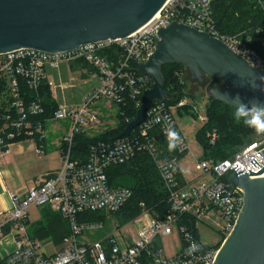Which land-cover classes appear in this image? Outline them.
Returning a JSON list of instances; mask_svg holds the SVG:
<instances>
[{
	"label": "built area",
	"instance_id": "2783aa9c",
	"mask_svg": "<svg viewBox=\"0 0 264 264\" xmlns=\"http://www.w3.org/2000/svg\"><path fill=\"white\" fill-rule=\"evenodd\" d=\"M214 1L167 0L150 21L124 38L97 41L53 53L24 47L0 54V84L6 90V96L0 103L6 104L0 110V157L9 151L12 142L31 138L37 144V153H45L44 127L47 119L44 121L42 116L46 108L38 94L46 80V68L83 61L96 69L100 76V85L85 98L81 107H59L51 118H70L72 121L71 132L62 141L66 146L61 149V168L50 172L41 184L30 187L24 196L14 191L10 194L12 206L0 221V241L11 235L15 247L4 257L2 264H209L215 260L216 253L211 249L204 256L196 252L191 241L193 234L189 227L179 224L180 218L190 214L199 217L218 211L227 219L224 230H232L243 206L244 191L234 187L230 177L236 172V165L240 167L238 172L260 170L261 167H254L251 160L255 158L259 164H264V133L228 159L216 162L201 159L195 168L208 175L210 180L199 185L186 182L181 180L178 168L182 156L189 151V143L177 123L173 106L162 100L156 101L146 111L145 120L128 136L92 144L85 161L72 157L75 135L83 133V127L88 123L96 125L99 121V113L91 107L94 102L106 99L114 103L119 111L130 101L137 110L141 106L145 100L144 92L151 89L154 82L151 76L139 73L138 67L154 54L161 40L159 31L173 22L184 23L221 39L251 65L264 70V59L250 48L249 38L224 36L219 32L213 16ZM258 1L264 8V0ZM21 81L34 91L36 97L30 98L24 92ZM186 103L185 99L175 107ZM170 131L176 133L174 139L169 138ZM155 133L161 135L170 156L165 155ZM209 137L214 144L217 131L210 133ZM170 144L175 147L170 149ZM143 152L152 157L159 171L168 192L170 210L165 217H156L142 204L144 212L129 223L137 228L136 237L129 238L124 233L123 237L130 241H124L123 246L115 237L109 238V244L103 241L86 242L84 233L99 230L102 222L84 221L80 216L88 211L115 214L133 193L131 188L112 187L106 169L128 163ZM263 176L264 172L250 175L253 179ZM219 190L220 196L227 198H219ZM45 205H50L64 216L70 230L63 238V246L50 255L42 251L43 245L31 237L27 226L29 208ZM174 224L180 229L184 248L173 257H167L163 247L154 241L161 236L172 235Z\"/></svg>",
	"mask_w": 264,
	"mask_h": 264
},
{
	"label": "water",
	"instance_id": "95a60500",
	"mask_svg": "<svg viewBox=\"0 0 264 264\" xmlns=\"http://www.w3.org/2000/svg\"><path fill=\"white\" fill-rule=\"evenodd\" d=\"M166 1L0 0V54L24 47L53 53L124 38L150 21ZM159 36L154 54L138 67L139 73L151 76L154 85L144 92L145 100L136 117L127 121L118 138L139 127L156 101L170 99L163 65L171 63L185 65L190 79L205 86L206 93L215 100L234 106L231 98L239 95L245 103H264V70L251 65L221 39L177 22L161 29ZM206 78L223 83L206 84ZM251 163L260 170L238 172L240 167H234L230 182L243 189V206L209 264H264V176L250 177L263 173L264 164L255 158ZM218 194L219 198H227L220 196V190ZM191 241L199 255L208 252L206 244L194 235Z\"/></svg>",
	"mask_w": 264,
	"mask_h": 264
},
{
	"label": "trees",
	"instance_id": "16d2710c",
	"mask_svg": "<svg viewBox=\"0 0 264 264\" xmlns=\"http://www.w3.org/2000/svg\"><path fill=\"white\" fill-rule=\"evenodd\" d=\"M212 8L217 29L222 35L242 36L244 39L249 38L248 45L250 48L257 51L264 59V8L259 4L258 0H215L212 4ZM175 65H180L182 68L169 69V67H174ZM163 71L167 82L166 89H168L169 96H171L165 103L169 106L173 103L177 105L186 99L183 96L185 91L183 90L184 85L182 86L183 82L180 81L179 76L181 74L185 75L189 71L185 65L180 63L163 65ZM208 79L206 78L204 80L205 83H212V81ZM21 85L23 86L24 92H26L30 98L36 97L34 91L30 89L24 81H21ZM217 85L222 84L217 83ZM41 86L38 95L46 108L45 114L42 116V119L45 121L46 119L53 118L55 115L54 112L59 106L56 101L52 99L49 85L46 80H44ZM0 94L4 95V97L6 96V90L2 84H0ZM5 106L6 104H1L0 110ZM120 109V111L118 110V124L115 128L99 132V134L94 136H90L86 132L75 135L73 140L74 147L72 150V157L74 159L85 161L92 144L97 143L99 140H113L117 138L126 128L125 125L127 121L134 119L137 115V109L131 101L128 102L127 106H121ZM205 110L207 111V117L204 120V126L197 133V139L202 143V153H204L201 159L213 160L215 162L228 159L236 151L243 148L244 145L257 138L260 134L244 126L242 123H238L233 118L235 107L230 104L227 105L211 97V102L206 105ZM122 111L125 112L124 115L121 114ZM176 111L180 116L188 114L197 115L196 110L190 102L179 107ZM215 130L217 131L218 137L213 144L209 134ZM155 135L161 148L165 150V155L170 156L171 154L167 151V145L161 138V135L159 133H155ZM65 146L66 144H64L62 148ZM106 171L109 184L112 187L131 188L133 192L130 200L119 211L115 212L119 215L118 219L121 224L130 223V221L140 216L144 210L141 205L142 203H145V207L156 217H165L170 210L167 189L162 182L152 157L148 153H140L137 157L128 161V163L114 165L107 168ZM105 213L104 211H88L82 214L80 219L84 221L101 222L105 219ZM46 214L56 218L57 225L61 224V219L64 217L59 212L54 213L50 211V207L46 209ZM65 220L67 225L63 238L70 233L68 220L66 218ZM198 220L197 216L190 214L188 216H182L179 221V224H184L189 227L197 240ZM47 224L49 225L51 223ZM48 227L49 226L44 225L43 227L40 225H33L32 229L28 228V231L31 237L36 239V237L48 235L50 233V228L48 231ZM229 233L230 231L224 234L223 241L220 242L221 244L225 241L224 239Z\"/></svg>",
	"mask_w": 264,
	"mask_h": 264
},
{
	"label": "rangeland",
	"instance_id": "374dc122",
	"mask_svg": "<svg viewBox=\"0 0 264 264\" xmlns=\"http://www.w3.org/2000/svg\"><path fill=\"white\" fill-rule=\"evenodd\" d=\"M174 68L181 69L182 67L180 65L169 67V69ZM189 75L190 72H187L185 75L181 74L179 76V79L183 82L182 86L184 85L183 90L185 91L183 96L184 98H186L187 102H190L193 105V108L196 110L197 115L195 116L192 114H188L185 116H180L176 111L178 109L177 107H175L176 104L173 103L171 104V106H173L172 111L175 112L177 123L189 143V151L185 155V157L181 159L179 169L184 175V181L199 185L202 181L210 180V177L208 175H206L202 171H198L195 166L201 160L204 154L202 153V143L199 139H197V133L204 126L203 119L207 117V111L205 110V107L211 102V97L206 93L205 86H202L200 83L199 85L196 84L197 82L190 79ZM208 80L212 81V83L214 84L223 83L216 78H209ZM62 81L63 82H59L56 85L62 86L61 84L67 83L68 86L67 88L60 87L56 94V100L60 107H66L69 104H73L75 100H80L83 93L87 89H90L92 87L90 84L91 82L87 84H79L78 82H76L77 79L74 78V76H72V78H70L69 76L67 79ZM3 100L4 95L0 94V103L3 102ZM114 105V103H111L106 99L98 100L92 104V106H94V109H96L97 112L100 113L108 111H111L113 113V109L115 110ZM71 123L72 121L70 118L55 120L51 119L46 121L44 127L46 134V150L44 154L40 155L35 149L28 148L29 144L35 141L33 138L25 140L26 145L24 146L26 147V150L21 158L23 162L21 169L27 181H36L39 183L46 172L50 173L51 171H56L58 168H61L63 160L61 158L59 142L66 135L70 134ZM49 207L50 211L54 213L56 212V210H54L49 205L43 207H30L28 210L29 223L27 225L30 229H32L33 225H40L42 227L43 225L49 226L48 231L50 228V233L48 235L43 237H36L38 242L43 245L42 251L46 255L58 252V250L63 246V235L66 231L65 228L67 225L64 217L61 219V224L57 225L56 218H53L52 216L50 217L46 214V209ZM210 213L211 214L209 216H205L206 214H203L198 217V240L204 242L209 249H211L214 253H217L219 247L223 244H221L220 242L223 241L224 234H227L229 232L225 231L222 232V234L218 233L220 229L223 230L226 226L227 219H225L218 211H211ZM105 214L106 216L103 220L104 222L101 221L102 226L99 230L87 231L84 233L85 237H87L86 242L88 241L91 243L96 241H103L104 243H108L110 237H115L119 239V243H121V245L123 246L124 241H130V239L123 237L124 233H127L129 238L131 236L133 238L136 237L137 228H135L133 225H130L129 223L121 224L120 220L118 219L119 215L116 213ZM47 223L51 224L48 225ZM174 227L175 230L172 235L161 236L160 238H156L154 241L159 247H163L164 256L167 257H173L175 253L184 248V241H182L180 229L176 224H174Z\"/></svg>",
	"mask_w": 264,
	"mask_h": 264
},
{
	"label": "crops",
	"instance_id": "0c3cea01",
	"mask_svg": "<svg viewBox=\"0 0 264 264\" xmlns=\"http://www.w3.org/2000/svg\"><path fill=\"white\" fill-rule=\"evenodd\" d=\"M46 82L49 85V89L51 92V97L53 100L56 101V94L59 88H67V83L61 84L62 86H58L59 82H63L62 80L67 79L69 76L72 78L77 79L76 82L79 84H91V88L87 89L83 95L81 96L80 100H75V104H69L66 107L72 108H79L83 105L85 98L96 88L100 85V76L96 69L92 66L88 65L85 62H75V63H63L57 68H46ZM56 82V83H55ZM75 105V106H74ZM59 106V104H58ZM115 110L113 109V113L111 111L99 113V121L96 125L87 124L85 125L84 132L89 134L90 136H94L99 134V132L106 131L113 129L118 124V107L116 105ZM60 107V106H59ZM94 109V106H92ZM96 110V109H95ZM97 111V110H96ZM51 120V119H49ZM83 132V133H84ZM67 136V135H66ZM63 139L59 142V148L61 152V148L64 145L62 143ZM46 144V143H45ZM25 140H17L12 142L10 149L7 153H4L0 157V221L3 220L5 217V212L11 208L12 203L10 199V194L14 191L20 196H24L30 187L34 185L41 184L45 177L49 174L46 172L42 180L38 183L36 181H27L24 173L22 172V155L26 150ZM28 148L30 149H37V144L31 142ZM37 151V150H36ZM185 157V156H184ZM183 157V158H184ZM179 169V168H178ZM52 172V171H51ZM179 174L182 180H185L182 171L179 169ZM211 213H207L205 216H209ZM198 224V223H197ZM225 230L220 229L218 231L219 234H222ZM14 240L11 235L6 236L0 241V264H2V260L4 257L14 248Z\"/></svg>",
	"mask_w": 264,
	"mask_h": 264
},
{
	"label": "clouds",
	"instance_id": "9594fccd",
	"mask_svg": "<svg viewBox=\"0 0 264 264\" xmlns=\"http://www.w3.org/2000/svg\"><path fill=\"white\" fill-rule=\"evenodd\" d=\"M264 91V89H262ZM231 101L235 106L233 118L244 126L255 130L257 133H264V103L260 101H249L245 103L239 95L232 97ZM170 139L176 137V133H168ZM170 149L175 147L170 144Z\"/></svg>",
	"mask_w": 264,
	"mask_h": 264
},
{
	"label": "flooded vegetation",
	"instance_id": "af4514ba",
	"mask_svg": "<svg viewBox=\"0 0 264 264\" xmlns=\"http://www.w3.org/2000/svg\"><path fill=\"white\" fill-rule=\"evenodd\" d=\"M197 82V81H196ZM196 84H198L199 85V83L197 82Z\"/></svg>",
	"mask_w": 264,
	"mask_h": 264
}]
</instances>
